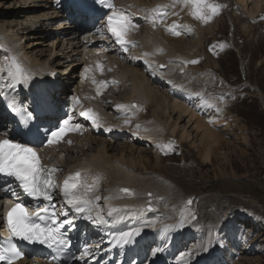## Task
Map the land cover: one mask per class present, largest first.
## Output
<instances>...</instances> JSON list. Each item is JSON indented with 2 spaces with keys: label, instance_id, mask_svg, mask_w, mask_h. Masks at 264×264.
<instances>
[{
  "label": "bare ground",
  "instance_id": "6f19581e",
  "mask_svg": "<svg viewBox=\"0 0 264 264\" xmlns=\"http://www.w3.org/2000/svg\"><path fill=\"white\" fill-rule=\"evenodd\" d=\"M19 1L20 5L16 7L18 9H0V68L5 75L11 70L7 62L9 55L25 61L28 64V68L24 69L25 85L31 88L29 96L32 90H35L39 98L50 90L53 95H49L51 100L48 103L53 107L61 104L55 114L60 113L61 118L72 117V131L57 145L41 146V158L50 155L53 159L47 165L58 169L57 174L69 177L79 171L80 182L85 188L78 194L93 202L91 215L94 218L97 215L101 217L100 220H89L86 216L77 215L74 209L64 202L58 191L53 193L52 203L55 205V211L67 213L77 222L78 231L74 233V239L75 242L78 241V257L83 248L90 249V244H94V237L104 235L109 241L108 247H111L109 258L104 261L106 264H115L117 254H123L119 264H169L173 261V255L179 252V248L173 247L172 256L164 251L163 247L168 243V239L165 238L166 235L160 239L159 229L166 228L176 219L174 212L181 208V196L158 176L142 172L148 171L149 162L144 163L142 159L143 165L141 156H134L137 149L134 145L139 146L143 141L156 145L157 125L160 124L163 133L165 129L162 124L165 123L167 126L171 125L170 133L167 134L168 141L180 132L182 144L188 141L194 148H199L198 150L202 151V160L210 163L213 149L218 147L222 140L223 129L227 130L226 126L216 131V126L222 123L221 115L225 117L229 111L219 110L222 104L218 103V107L215 105L217 103L214 94L204 96V91L200 90L205 98H202L199 104L203 107V104L208 103L209 107H213L214 114L208 118L199 116L191 106L193 101H187L192 93L196 92V87L194 84L189 87L178 84L182 77H191L188 72L180 70L188 61L198 60L200 63L201 60L197 57L202 55L199 52L193 53V49L202 48L208 40L204 36L213 35L218 30L217 23L221 21L224 10L234 13L238 10V18L243 19L240 27L245 32L244 36H253L257 39V45H263L264 0H206L207 3L218 6L212 18L215 15L220 16L210 26L193 17L191 8L178 0H117L118 9H123L125 15H130L132 23L136 25L129 27L125 37L127 41L134 42V46L129 44L126 51L130 53L132 65L124 63L115 54L126 52L115 43L114 37L108 32L107 23L103 20L99 21L95 29L98 36L89 39L87 36L77 35L79 30L73 23H69V14L65 13L63 0ZM158 8L167 9V15L163 19L154 11ZM10 16L12 18H6ZM246 20L250 24L244 27ZM173 21L180 26V35L183 36L166 30L173 25ZM194 26L197 28L196 35L191 32ZM232 32H236L234 28ZM98 37L100 39H97ZM45 39L48 40L45 42ZM102 40L107 42L101 44ZM141 64L152 69V72L145 76L138 68ZM157 64L162 65L164 70H160ZM153 80L159 85L175 84V97L164 95L163 91L152 85ZM116 85L129 91L126 95L123 94L121 99H118L120 94L116 95L119 90ZM66 87L71 92L65 97L63 91ZM110 98L117 101L111 105ZM132 105L138 107V110ZM150 107L151 118L148 119L146 114L139 116L145 108ZM87 110L96 114L98 126L80 116L81 112ZM175 114L177 117L173 119ZM183 118H188L186 125H180ZM85 122H88L95 132L105 133L108 139L129 133L134 145L125 146L124 143L122 148L116 146L115 153H110L114 146L106 143L105 139L91 136L80 138L87 130L83 125ZM193 131L194 136L191 134ZM74 134L77 139L70 141V136ZM72 152L77 154L72 155ZM137 154H140V151ZM6 187L0 183V213L3 203L12 197L11 193L5 192ZM125 188L130 192H123L122 189ZM96 197H99V200H96ZM38 205L48 208L49 202L40 201ZM183 219L186 225L189 222L188 216ZM85 228L90 231L84 232ZM170 231L168 228L165 233ZM154 237H158V240L151 247V242H155ZM193 237L195 235L187 239ZM210 240L206 239L201 247L210 246ZM211 242L214 244L216 241ZM145 252L148 254L145 255ZM96 256H91L89 260L86 256L83 259L77 257L74 264H100ZM238 260L233 264H250L253 257L240 256ZM254 260L256 264H262L258 258ZM14 264L54 263L46 257H30Z\"/></svg>",
  "mask_w": 264,
  "mask_h": 264
},
{
  "label": "rangeland",
  "instance_id": "374dc122",
  "mask_svg": "<svg viewBox=\"0 0 264 264\" xmlns=\"http://www.w3.org/2000/svg\"><path fill=\"white\" fill-rule=\"evenodd\" d=\"M18 5H20L19 0H0L1 11H13L18 9L16 8ZM237 11L234 13L224 10L221 21L217 23L216 29L218 30L213 35L204 36L208 40L202 48L193 49V53H201L202 56L197 57L201 60L200 63H184V68L180 70L188 72L191 77H182L179 84H184L185 87L194 84L196 87L194 93L200 94L198 99V94L192 93L194 99L189 100L193 101L191 106L199 116L203 115L208 118L214 114L213 107H207L208 103L203 104V108L199 104L206 95L214 94L217 103L215 105L218 107L220 103L223 107L218 109L229 111L225 117L221 115L222 123H219L216 129L214 128L220 131L227 126V130L222 131L219 146L211 153L213 157L211 156L210 163L202 160V151L198 150L199 148H194L188 141L182 144L179 137L180 132L168 141L167 134L170 133L171 125L167 126L165 123L162 124L165 129H162L163 133L160 124L157 125V142H155L156 145L153 144L154 146L148 141L141 142L139 146L134 145L131 135L108 139L102 132L95 133L89 130L83 136L105 139L106 143L114 146L110 153H115V147L122 148L124 143L125 146L134 145L137 148L134 156L138 158L141 156L143 165L146 161L149 162L148 171L142 172L158 176L180 193L178 195L181 196V210L174 212L176 219L170 223L176 227L170 228L169 233H165L168 228L161 227L159 230H161L160 239L166 235L167 244L172 248L176 246L179 248V252L173 255L174 258L178 259L180 256L179 259H183L184 262L198 258L204 251H209V247V250H204L205 247L202 248L201 244L210 238L213 242L216 241L213 244L210 240V247L227 242L230 252L245 254L255 251L243 255L253 257L250 264H256L254 259L257 258L264 264V43L259 46L257 39L253 36H244L245 32L240 27L243 19L238 18ZM219 17L215 15L206 24L208 23L209 26L214 24ZM6 18H12V16ZM247 24H250L248 20L244 27ZM233 28L235 33H231ZM192 31L193 35H196L197 28L194 26ZM47 40L45 39V42ZM117 55L124 63L132 65L128 53ZM138 68L143 73V66L140 65ZM153 82L152 85L158 87L159 91H163L164 95L174 96L171 86L159 85L155 80ZM127 90L119 88L116 95L121 96L118 99H121L123 94L126 95L129 92ZM200 90L204 91V96ZM70 92L65 89L63 95L68 96ZM221 96H223L222 101ZM116 101L117 99L110 98L109 104L112 105ZM132 106L138 109L135 105ZM151 109L152 107L145 108L146 111L144 110L139 116L146 114L148 119L151 118ZM176 117L177 114L173 116V119ZM187 119L183 118L180 125H186ZM163 121H165L164 118ZM191 134L194 136L195 132ZM138 151L140 154H137ZM71 154L77 153L72 152ZM100 193L102 194L101 190ZM189 200H191L190 204ZM186 215L189 222L185 225L183 218ZM221 223H226L225 227H222ZM85 231H90V229L85 228ZM194 235L195 237L187 239ZM95 238H100L102 241H95ZM154 238L153 244H156L158 237ZM94 239V244H90L91 252L86 258L89 260L91 256L97 255L96 259L101 264L109 258L108 253L111 252V247H108L109 241L104 235L94 237ZM98 242V246L94 247ZM170 254L172 256V253ZM189 254H193V257L186 260Z\"/></svg>",
  "mask_w": 264,
  "mask_h": 264
},
{
  "label": "snow or ice",
  "instance_id": "6c2138e0",
  "mask_svg": "<svg viewBox=\"0 0 264 264\" xmlns=\"http://www.w3.org/2000/svg\"><path fill=\"white\" fill-rule=\"evenodd\" d=\"M178 2L189 6L191 8V15L204 22H208L218 10V6L209 4L206 0H178ZM96 5H100L101 7L107 6L110 10L114 8V5L108 3L107 0H80L79 3L80 9L85 12ZM154 11H156L157 16L161 19L167 15L166 8H158ZM123 13L124 10L121 9L118 13L113 12L111 15H107V29L112 37H114L115 43L120 45L122 50L126 52L129 44H133L134 46V42H129L125 38L127 31L129 27H136V25L132 23L130 15ZM173 15H178V13H173ZM145 19H149V17H145ZM153 26L155 27V23H153ZM179 27L173 21V25L166 28V30H171L173 34L180 35ZM198 62V60H193L187 63ZM13 64L15 72L9 70L6 75L0 73V90L5 87H15V83L13 82L19 83L24 77V70L19 63L13 61ZM220 99H223V96ZM12 109L13 111H18L15 105L12 106ZM49 110L50 105L48 101L40 97L35 101V107L31 111L24 112V110H19L24 112L25 116V119L21 123L25 127H28L29 121L39 119L42 115H46ZM80 116L93 121L94 125L98 126L96 125V114L92 110L81 112ZM71 119V116L64 119L56 131H52L49 128L48 132H50V135L45 137L46 142L49 144L58 142L61 138V133L66 130ZM77 127L80 126L77 125ZM33 131L37 139H39L41 135L39 125H36L35 129L28 127V133H33ZM55 171H58V169H49L41 163L38 152L32 146L14 142L12 138L0 139V175L12 178L16 186L27 196L36 200L42 199L49 202L48 208L39 209L35 213H30L28 208L20 202L13 204L6 211L4 219L10 235L7 238V247L0 250V264H14L15 260L23 256V253L14 244L17 238L29 243L47 245L49 248L55 247L57 250L69 243L66 234L69 229L74 227V224L72 219L67 218V213H63L64 218L61 219L62 214L55 211V205L52 201L53 193L57 190L64 202L71 206L77 215L86 216L89 220L101 219L99 215L95 218L91 215L90 209L93 206V202L83 199L78 194L85 188V185L80 182V172L77 171L74 175L65 178L61 186L55 181ZM122 191L125 193L130 192L127 188L122 189ZM5 192L15 196V189L11 184L5 188ZM96 200H99V197H96ZM188 203L190 204L191 200ZM173 227H176V225L166 226V228ZM89 254L90 249L85 247L81 250V255L78 259H83ZM181 256H183V253H181Z\"/></svg>",
  "mask_w": 264,
  "mask_h": 264
}]
</instances>
